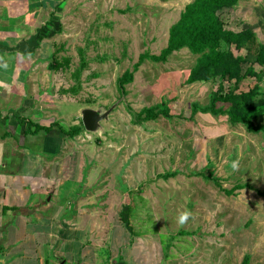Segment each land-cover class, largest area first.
Returning <instances> with one entry per match:
<instances>
[{
  "label": "rangeland",
  "instance_id": "1",
  "mask_svg": "<svg viewBox=\"0 0 264 264\" xmlns=\"http://www.w3.org/2000/svg\"><path fill=\"white\" fill-rule=\"evenodd\" d=\"M192 1L0 0V57L14 62L21 80L31 72L30 84L20 85L25 94L14 91L30 98L27 120L42 116L57 133V151L42 149L43 174H56L45 186L50 196L59 192L62 224L74 222L77 248L63 253L78 249L83 264H241L245 256L264 264V196L257 193L264 191V136L226 114L191 116L192 103L208 104L219 79L186 83L196 55L182 48L166 62L144 60L126 93L118 88L139 54L166 46L169 27ZM219 15L264 43V0H241ZM8 69L0 68V109L10 107L1 101L12 91ZM149 106L165 113L136 121ZM84 108L109 113L95 132L61 136L59 126L82 124ZM236 184L252 188L225 193ZM185 210L193 215L180 226Z\"/></svg>",
  "mask_w": 264,
  "mask_h": 264
},
{
  "label": "crops",
  "instance_id": "2",
  "mask_svg": "<svg viewBox=\"0 0 264 264\" xmlns=\"http://www.w3.org/2000/svg\"><path fill=\"white\" fill-rule=\"evenodd\" d=\"M3 50L6 49L0 48V55ZM0 60V68L11 70L8 76L11 77L9 86L12 89L1 98L10 107L0 109V264H83L87 257L83 256L81 261L78 249L75 256L63 253V246L67 249L73 246V250L77 248L70 238L74 222L70 218L65 225L62 224L59 218L63 220L60 217L63 202L57 197L59 192L56 190L50 196L45 186L47 182H54L56 174L50 180L43 174L48 160L42 155V149L51 144L52 150L57 151V133L53 129L47 135L42 132L34 135L24 133L26 129L33 128L29 125L32 121L27 120L32 104L30 98H20L26 90L20 85L26 81L30 84L31 72L23 74L21 80L14 62L8 63L2 57ZM15 90L22 93L18 98ZM10 102L16 105L11 106ZM37 116L39 121L32 123L51 125L43 123L42 116Z\"/></svg>",
  "mask_w": 264,
  "mask_h": 264
},
{
  "label": "trees",
  "instance_id": "3",
  "mask_svg": "<svg viewBox=\"0 0 264 264\" xmlns=\"http://www.w3.org/2000/svg\"><path fill=\"white\" fill-rule=\"evenodd\" d=\"M239 1L241 0H193L188 3L178 20L169 27L166 46L159 54H139L132 70H125L117 78L119 90L126 93L124 86L132 82L134 73L144 60L166 62L174 51L187 48L196 58L186 83L219 79L210 94L208 104L201 106L196 102L192 103L191 116L197 112L226 114L231 124H241L247 131L261 132L264 136V121L255 122L264 115V90L261 87L264 76V43L258 40L252 28L233 30L223 23L219 15L223 9L230 11ZM249 55L255 58L251 60ZM256 65L260 67L258 70ZM247 79H251L252 85L245 90L243 84ZM162 113H165L164 110L157 106H149L143 107L133 116L136 121H145L155 119ZM29 125L33 128L26 129L25 134L43 132L47 135L53 129L52 124L44 126L31 122ZM82 127V124L72 125L66 130L59 126L58 131L74 136L79 134ZM244 187L252 188L249 184H236L229 190L225 189V193L231 194L234 189ZM257 193L264 196V191L257 190ZM247 263L248 257L245 256L241 264Z\"/></svg>",
  "mask_w": 264,
  "mask_h": 264
},
{
  "label": "water",
  "instance_id": "4",
  "mask_svg": "<svg viewBox=\"0 0 264 264\" xmlns=\"http://www.w3.org/2000/svg\"><path fill=\"white\" fill-rule=\"evenodd\" d=\"M109 110L102 111L101 109L84 108L81 110V123L83 128L88 132H95L99 128L101 120L106 119Z\"/></svg>",
  "mask_w": 264,
  "mask_h": 264
},
{
  "label": "clouds",
  "instance_id": "5",
  "mask_svg": "<svg viewBox=\"0 0 264 264\" xmlns=\"http://www.w3.org/2000/svg\"><path fill=\"white\" fill-rule=\"evenodd\" d=\"M231 167L234 171H238L239 170V160H234L231 164ZM192 213L190 211H182L178 214L177 217V223L180 226H184L190 218H192Z\"/></svg>",
  "mask_w": 264,
  "mask_h": 264
}]
</instances>
